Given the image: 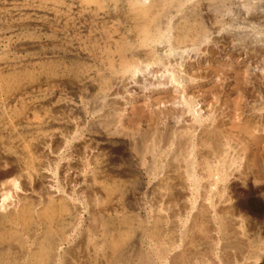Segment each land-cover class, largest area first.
Returning a JSON list of instances; mask_svg holds the SVG:
<instances>
[{
  "label": "rangeland",
  "instance_id": "obj_1",
  "mask_svg": "<svg viewBox=\"0 0 264 264\" xmlns=\"http://www.w3.org/2000/svg\"><path fill=\"white\" fill-rule=\"evenodd\" d=\"M181 1L180 7L169 3L165 10H159L156 0H151V9L157 14L160 24L170 27L169 35L167 40L144 46L136 30L139 20L131 0H110L104 3L105 8L97 11L96 3L84 9L73 6L70 0H1L0 172L4 171L3 162L6 159L10 166L5 171L15 167L19 172L15 174L16 177L22 179L32 159L39 164V152L34 148L39 143L37 139L40 135L47 134V141L55 138L53 142L60 136H66L69 144L59 153L74 155L71 157L73 168L70 167L77 175L78 189L83 190L75 196L79 206L76 223L67 213L58 214L53 220V235H62L58 247L62 259L54 264H109L104 255V242L111 245L120 241L123 242L121 250L127 264H173V256L183 251L188 260L181 264H264V251L257 252L259 245L240 256L236 249L225 246L226 240L214 230L212 223L207 227H191L193 215L201 206L209 209L208 215L212 219L216 207L229 220L232 211L228 207L232 204L250 205L248 199L238 200L234 196L225 201L223 198L227 197V192H223L226 193L223 197L220 186L214 194L213 184L219 178L218 170L221 168L226 171L228 167L226 172L230 174L229 178L233 176L231 171L234 169H245L253 184L264 183V0ZM73 7L76 8L75 12H71ZM88 16L89 19L86 18ZM185 25L188 26L186 32L189 35L181 41L179 36ZM201 31L205 36L198 35ZM157 56L163 58L165 64H171L170 69L176 70L187 98L192 100L190 103L192 108L195 107L194 112L203 114L202 125L216 122L219 148L214 149L211 138L206 144L198 142L202 135L199 126L189 129L184 145L179 144L182 134L174 133V128L170 126L181 116L178 118L180 125L191 123V114L183 110L180 101L182 92H176L167 77H161L163 66L155 64L153 60ZM122 60L140 65L137 78L119 71ZM151 63L154 64L151 68H145L146 64ZM149 70L151 72H146ZM157 81L167 84L164 88H154ZM145 85L152 86L145 88ZM112 88L118 89V98L128 99L120 122L116 121L118 116L109 104L114 97L110 95ZM104 96L107 98L103 101ZM91 105H94L93 109ZM132 106L141 108L138 119L133 115ZM40 107H45L46 115L39 111ZM50 110H60V113L48 123V117H53ZM35 111L40 112L43 124L35 118ZM183 111L184 114H177ZM93 113H96L95 116ZM4 119L7 123L3 122ZM82 122L84 124L78 130ZM103 122L110 124L104 128ZM98 126L103 129L99 130ZM120 129H124V136L113 134V130L116 132ZM10 133L13 135L9 139ZM48 133L55 135L50 137ZM24 137L27 139L25 143ZM255 137L260 138V143ZM87 138L93 140V145L86 150L89 153H82L83 145L79 143ZM76 139L78 143H75ZM109 142L112 143L111 148L103 151L97 149ZM26 146H29V150ZM150 146H154L155 156L147 152ZM47 151L46 159L49 162L43 163L42 160L46 159H42V168L47 170L48 180H53H49L53 187L63 186L64 175L60 168L64 163L60 159L62 154L58 156L55 146L48 147ZM86 153L90 154L89 157ZM142 156L146 157L144 161ZM77 157L82 161L79 158L77 161ZM87 158L91 160L87 161ZM176 159H180L178 163ZM188 159L194 162L197 185L187 180L183 173ZM153 160L156 170L151 174L147 166ZM252 160L255 166L247 169V163H252ZM52 170L58 176L55 177ZM4 176L0 174V205L7 196L4 201L7 208L5 210L0 206V216L13 210L16 198L13 197L16 190L3 184L7 180ZM83 182L86 184L83 185ZM258 202V206L251 204V212L254 213L249 212V215L260 221L257 224L260 228L252 223V218L243 224L240 221L229 222L232 233L239 238L244 231L248 236L252 235L249 237L253 240L255 234L257 236L258 231L263 229L264 202L260 199ZM161 214L167 216L163 221L159 219ZM239 222L243 227L236 225ZM26 228L5 220L0 229V239L4 240L0 244V264H28L31 255L36 253L44 227L38 228L32 237ZM65 230L68 233L65 234ZM164 246L168 251L159 260V249ZM2 248L8 249L6 254H2ZM242 256H247V260L251 256L254 259L251 257L249 262Z\"/></svg>",
  "mask_w": 264,
  "mask_h": 264
},
{
  "label": "bare ground",
  "instance_id": "obj_2",
  "mask_svg": "<svg viewBox=\"0 0 264 264\" xmlns=\"http://www.w3.org/2000/svg\"><path fill=\"white\" fill-rule=\"evenodd\" d=\"M71 2H72V5L74 6V5H77V8H84V9H86V8H88V6L87 5H90V4H92V3H96L97 5H98V7H96V11L97 10H99L100 8H105L104 6L110 1V0H82V2H78V1H76V0H70ZM68 2V1H67ZM104 3H106V4H104ZM131 3H132V5H133V0H131ZM169 3H171V4H176V6H181L182 5V1L181 0H156V2H155V4H156V7L160 10H165L166 9V7H167V5L169 4ZM0 4H1V0H0ZM13 4V3H12ZM78 4H79V6H78ZM114 4V3H113ZM113 4H112V6H113ZM93 6V5H92ZM108 6V5H107ZM112 6H109V7H112ZM58 7V6H57ZM62 8V7H61ZM63 9V8H62ZM71 9V8H70ZM74 10H76V8H74L73 7V10H71V12H75ZM110 10V9H109ZM114 11V10H113ZM112 11V12H113ZM123 11V10H122ZM137 11V10H136ZM116 12V11H115ZM127 12V11H126ZM105 13V12H104ZM51 14H53V13H51ZM72 14V13H71ZM106 14V13H105ZM120 14V13H119ZM123 15V14H122ZM125 15V14H124ZM157 14L154 12V11H152V9H150L149 11H147V12H145V11H137L136 12V18L139 20V23L137 24V27H136V30H137V32H139V35H140V42H141V44L142 45H144V46H150V45H155L156 43H158L159 41H161L162 42V40H167V37H168V32H169V29L168 28H170L169 26H165V25H162V23L160 24V20L158 19V17L156 16ZM189 15V14H188ZM75 16H76V14H75ZM74 16V17H75ZM85 16V15H84ZM87 16V15H86ZM82 17V16H81ZM64 18V17H63ZM86 18H88L89 19V16L88 17H86ZM111 18H113V17H111ZM129 18V17H128ZM8 19V18H7ZM80 19V18H79ZM100 19V18H99ZM122 20H125V19H122ZM121 20V21H122ZM169 20V19H168ZM163 21V20H162ZM166 21V20H165ZM164 22V21H163ZM169 23V22H168ZM167 23V24H168ZM79 24V23H78ZM98 26V25H97ZM171 26V25H170ZM85 27V26H84ZM82 28V27H81ZM102 28V27H101ZM123 29V28H122ZM130 29V28H129ZM188 30V26H184V28H183V33L179 36V40H181V41H183V40H185L187 37H188V33L186 32ZM128 32H130V31H128ZM132 33V32H131ZM98 34V33H97ZM96 34V35H97ZM105 34V33H104ZM126 34V33H125ZM128 34V33H127ZM198 35L200 36V37H202V36H205V34L201 31V32H199L198 33ZM103 37V36H102ZM207 37V36H206ZM200 39V38H199ZM198 46V45H197ZM136 48V47H135ZM134 48V49H135ZM194 49H196V48H194ZM207 49V48H206ZM190 50V49H189ZM195 51V50H194ZM173 52V51H172ZM185 52V51H184ZM200 53V52H199ZM140 54V53H139ZM146 56V55H145ZM160 56V55H159ZM180 56V55H179ZM147 57V56H146ZM136 58V57H135ZM141 58H142V56H141ZM148 58V57H147ZM155 58V57H154ZM153 58V60H155V64H158V65H162L163 66V68L162 69H164V71H163V73H162V75H161V77L163 78H165V77H167V79L169 80V83L171 84V86L173 87V89H175V91L176 92H182L181 94H180V96H181V100L180 101H182L181 102V104H182V107H183V110H186V111H188V113H189V115L191 114V119H190V122L191 123H189V124H187V125H183V124H181L180 125V121L178 120V118H182V116L181 117H178L177 119H175L176 120V122H175V124L172 126H170V127H172V128H174V133H176V132H179V133H181L182 134V136H180V141H179V144L181 145V146H183L184 145V139L186 138H188V130L189 129H191V128H195L196 126H199L200 128H201V132H202V135L201 136H199V138H198V142H200V144H206L207 143V141H208V139L209 138H211V139H213V142H214V144H215V147H214V149L215 148H219V146H220V144L218 143L219 141H218V127H217V124H216V122H215V124H214V122L212 123V124H210V125H206V124H204V125H202V123H204L203 122V114H201V113H199V112H194V110H193V108H195V107H191V98H187V96H186V92H184V90H185V87L182 85V81L180 80V77L179 76H177V72L175 73V71L174 70H172V69H170V66H172L171 64H165L164 62V60H163V58H160V57H158L157 56V58H155L154 59ZM215 59V58H214ZM140 60V59H139ZM145 60V59H144ZM143 60V61H144ZM141 61V60H140ZM148 61V60H147ZM164 61V62H163ZM139 63H142L143 64V62H139ZM151 65H152V63L151 64H146L145 65V68H147L148 69V67H150L151 68ZM154 65V64H153ZM152 65V66H153ZM143 67H144V65H143ZM184 67V66H183ZM174 69V68H173ZM186 69V68H185ZM141 70V68H140V65H136V64H134V63H130V62H128L127 60H122V63H121V65H120V67H119V71L120 72H122V73H124V74H129V76H131V78H133V79H135V77H136V74L137 73H140L139 71ZM146 70V69H145ZM153 70V69H152ZM182 71V70H181ZM146 72H151V70H149V71H146ZM142 73V72H141ZM183 73V72H182ZM149 74H151V73H149ZM139 75V74H138ZM137 78V77H136ZM166 79V78H165ZM71 80V79H70ZM115 80V79H114ZM113 80V81H114ZM161 81V80H160ZM45 82V81H44ZM69 82V81H68ZM164 82V81H163ZM163 82H159V81H157V82H154V83H157V84H155L153 87L154 88H161V86H162V88H164L166 85L165 84H167V83H163ZM70 83H72V81L70 82ZM14 84H15V82H14ZM76 83H74L73 84V86L75 85ZM116 84H117V82H116ZM70 85H72V84H70ZM69 85V86H70ZM78 85V84H77ZM165 85V86H164ZM81 86V85H80ZM79 86V87H80ZM108 86V85H107ZM152 85H145L144 87L146 88H150ZM164 86V87H163ZM121 87V86H120ZM32 88V87H31ZM71 88H73V87H71ZM74 89V88H73ZM72 89V90H73ZM79 89V88H78ZM77 89V90H78ZM109 89V88H108ZM24 90V89H23ZM72 90H71V92H72ZM75 90V89H74ZM73 90V91H74ZM118 89H116L115 90V88H112L110 91L112 92L110 95L111 96H114V97H112L110 100V102H109V104H111V106L113 107V109H114V111H113V113H115V115H117L118 116V118H117V122H120L121 121V116L123 115V113H125L124 112V108H125V105H127L128 104V102H126V101H128V99H123V100H121V98H118V93L116 92ZM143 90V89H142ZM107 91H109V90H107ZM154 91V89H152L151 88V92H153ZM187 91V90H186ZM77 92H79V91H77ZM175 92V93H176ZM80 93V92H79ZM120 93V92H119ZM81 94V93H80ZM75 96H76V93H75ZM110 96V97H111ZM105 97V96H104ZM107 97H105V98H103V101H104V99H106ZM135 98V97H134ZM180 98V97H179ZM96 99V98H95ZM102 99V98H101ZM132 99V98H131ZM156 100V99H155ZM97 101V100H96ZM125 101V102H124ZM176 101V100H175ZM41 102V101H40ZM7 103V102H6ZM12 103V102H11ZM47 103H49V102H46V104ZM104 103V102H103ZM107 103V102H106ZM10 104V103H9ZM44 104V103H43ZM105 104V103H104ZM108 104V105H109ZM3 105V104H2ZM105 105H107V104H105ZM64 106V105H63ZM94 105H91V108L93 107ZM195 106V105H194ZM1 107V106H0ZM30 107V106H29ZM176 107H178L177 105H176ZM5 108H6V106H5ZM89 109H90V105H89V107H88ZM97 108V107H96ZM132 108V112H133V115L135 116V117H137V119H138V117H140V115H141V113L142 112H140V109L141 108H137V107H134V106H132L131 107ZM197 108V107H196ZM93 109V108H92ZM91 109V110H92ZM99 109V108H98ZM112 109V110H113ZM55 110V109H54ZM54 110H50L51 111V113H52V115H53V117L52 116H50V117H48V119H47V121L46 122H48L49 123V121L50 120H52V119H54V115H59V113H60V110H56V111H54ZM96 110V109H95ZM161 110V109H160ZM39 111H43V112H45L44 114L46 115V112H47V110L45 109V107H40L39 108ZM99 112L101 111V109H99L98 110ZM179 111V110H178ZM177 111V112H178ZM185 111V112H186ZM26 112V111H25ZM78 112V111H77ZM84 112V111H83ZM95 112H97V110L95 111ZM191 112V113H190ZM42 113V112H41ZM62 113V112H61ZM63 113H64V111H63ZM67 113V112H66ZM65 113V114H66ZM71 113V112H70ZM162 114L163 113H165V112H161ZM175 113V112H174ZM74 114V113H73ZM72 114V115H73ZM96 114V113H95ZM95 114L93 113V115L95 116ZM97 114H98V112H97ZM109 114V113H108ZM177 114H179V116H180V114H184V111L183 112H179V113H177ZM51 115V114H50ZM188 115V114H187ZM6 116V115H5ZM71 116V115H70ZM103 116V115H102ZM176 116V115H175ZM7 117V116H6ZM12 117V116H11ZM33 117H34V115H33ZM40 117H41V114H40V112H38V111H35V118L40 122V124H43V122H41V119H40ZM74 116H72L71 117V120H73L72 118H73ZM76 117V116H75ZM81 117V116H80ZM83 117V116H82ZM100 117V116H99ZM187 117V116H186ZM8 118V117H7ZM67 118H69V116L67 117ZM79 118V117H78ZM184 119H185V117H184ZM76 120V119H75ZM134 120V119H133ZM0 121H2V120H0ZM10 121V120H9ZM31 121H33V120H31ZM84 121V120H83ZM98 121H99V119H98ZM102 121V120H101ZM104 121V120H103ZM112 121V120H111ZM209 121V120H208ZM211 121V120H210ZM217 121V120H216ZM4 123H7V122H5V119H4V121H3ZM21 122H23V121H21ZM94 122H97V121H94ZM51 123V122H50ZM99 123V122H98ZM182 123V122H181ZM12 124V123H11ZM82 124H84V122H82V123H79V125H78V130L80 129V128H82V127H79V126H81ZM109 124L110 123H108V122H103L102 123V125H103V127L104 128H106V127H108L109 126ZM207 124H208V122H207ZM3 125V124H2ZM10 125V124H9ZM23 125V124H22ZM32 125H33V123H32ZM54 125V124H53ZM69 125V124H68ZM68 125H67V127H68ZM89 125H90V123L88 124V127H89ZM94 125H95V123H94ZM96 125H97V123H96ZM34 126V125H33ZM59 126V125H58ZM72 126V125H71ZM91 126H93V125H91ZM1 127V126H0ZM23 127V126H22ZM43 127H45V126H43ZM48 127V126H47ZM49 127H51L50 125H49ZM77 127V126H76ZM85 127V126H84ZM24 128V127H23ZM66 128V127H65ZM98 128H99V126H98ZM102 128V127H101ZM101 128H99V130L101 129ZM121 128V127H120ZM3 129V128H2ZM25 129V128H24ZM28 129V128H27ZM85 129V128H84ZM93 129V128H92ZM96 129V128H95ZM103 129V128H102ZM117 129V128H116ZM122 129V128H121ZM116 130V132H114V130H113V134L114 135H119V136H124V134H122V133H124L123 132V130ZM11 130V129H10ZM14 130H17V129H14ZM19 130V129H18ZM17 130V131H18ZM31 130V129H30ZM59 130V129H58ZM108 130V129H107ZM106 130V131H107ZM63 131H66V130H63ZM70 131V130H69ZM72 131H73V129H72ZM86 131H87V129H86ZM98 131V130H97ZM105 131V132H106ZM74 132V131H73ZM82 132V131H81ZM89 132V131H88ZM103 132V131H102ZM56 133V132H55ZM66 133H68V132H66ZM93 133V132H92ZM91 133V134H92ZM168 133V132H167ZM190 133V132H189ZM49 134V133H48ZM69 134V133H68ZM85 134V133H84ZM86 134H87V132H86ZM94 134V133H93ZM184 134V135H183ZM11 135H13V134H11L10 133V135H9V139L11 138ZM50 135V137H53V136H51L52 134H49ZM95 135V134H94ZM100 135V134H99ZM98 135V136H99ZM113 135V136H114ZM56 136H58L57 134H56ZM65 136V135H64ZM82 136V135H81ZM48 136H47V134L46 135H44V134H42V135H40V137L37 139L38 140V144L35 146V148H34V150L36 151V152H39L38 153V159H40L39 160V167H40V169H39V167H38V165H37V160H35V159H32V161H30V163H29V166L27 167L29 170L26 172V174L24 175V176H22L23 178L22 179H19V178H17L16 177V175L15 174H18L19 172L17 171V169H15V167L14 168H12V170L11 169H6V171H5V168L6 167H9L10 166V162H9V160H6L5 159V161L3 162L4 163V171L3 172H0V174H3V175H5L4 177H6V181H5V183H3V184H5V185H7V187H9V188H13V189H15L16 191H15V194H14V196L13 197H16L15 198V200H14V204H13V210H11L10 212H9V214L7 213V215H5V216H0V229L2 230V227H3V225H4V223H5V220L6 221H8V222H12V223H18V224H21L22 225V227H26L27 226V228L29 229V231L32 233V235L30 236V237H32V236H34L35 234H36V231L38 230V228H40V227H44V232H43V235H42V238H40L41 239V244H40V246L37 248V251H36V253H33L32 255H31V257L29 258V260H28V264H54V262L55 261H60L61 259H62V257L59 255V252H58V247L60 246V241H62V235H57V236H54L53 235V220H54V218L58 215V214H65V213H67L70 217H71V220L72 221H74V223H76V220H77V215H78V212H79V206H78V203L76 202V195H77V193L79 192V191H81V190H79L78 189V178H77V175H75V170H73L72 168V166H71V157H73L74 155L72 154V153H70L69 154V152H67V153H65V152H63V153H61L62 154V158L60 157V159H63V161H64V163H62V162H60V163H62V164H64V165H62L61 164V169H62V172H63V175H64V179H63V181H64V185L63 186H60V187H53L51 184H53V183H50V181H53V180H51V179H49L48 180V178H50L49 177V175L46 173L47 172V170L46 171H44L43 170V166H44V164H42V162L43 161H45L46 163H48L49 162V159L47 160L46 158H47V148L49 147L50 148V146L51 147H53V146H55V152H57L58 153V156H59V152H60V149L61 148H63L64 147V149L66 148V146H67V143H68V140L66 139V136H65V138H63V137H59V138H57V140L55 141V142H53L52 141V139H55V138H52L50 141H47V138ZM67 137H68V135H67ZM100 137V136H99ZM115 137V136H114ZM177 137V136H176ZM254 137V136H253ZM257 137V136H256ZM255 137V138H256ZM90 138V137H89ZM104 138V137H103ZM119 138V137H118ZM82 139H83V137H82ZM81 139V140H82ZM98 139V138H97ZM101 139V138H100ZM107 139V138H106ZM178 140V139H177ZM256 140H257V142L258 143H260V138L258 137V138H256ZM76 141H77V139H76ZM114 141H116V140H114ZM122 141V140H121ZM6 142H7V140H6ZM25 142H27V139L24 137V143ZM79 141H77V142H75V143H78ZM81 142V141H80ZM97 142V141H96ZM118 142H119V140H118ZM100 143V142H99ZM102 143H105V142H102ZM107 143V142H106ZM27 144V143H26ZM43 144H44V147H43ZM54 144V145H53ZM69 144V143H68ZM80 145H83V147H81V150H82V153H83V151H85V152H88V151H86L88 148H90L91 149V145H93V140H91V139H85L84 141L82 140V142L81 143H79ZM110 144H112L111 142H109L107 145H105L104 144V146L105 147H99V148H97V149H102V151L103 150H106V149H108V148H111V145ZM123 144V143H122ZM5 145H6V143H5ZM20 145V144H19ZM98 145V144H97ZM100 145V144H99ZM1 146V145H0ZM29 146H30V144H29ZM29 146H26L27 147V149L29 150ZM117 146V145H116ZM224 146V145H223ZM98 147V146H97ZM72 148V147H71ZM84 148H85V150H84ZM206 148V147H205ZM73 149V148H72ZM32 151V150H31ZM31 151H29L28 153L30 154L31 153ZM52 151H54V150H52ZM72 151V150H71ZM91 151V150H90ZM94 151V150H93ZM108 151V150H107ZM107 151H105V152H107ZM115 151V150H114ZM154 151H155V149H154V146H150L149 148H147V152L148 153H151V155L152 156H155V153H154ZM62 152V151H61ZM73 152V151H72ZM101 152V151H100ZM53 153V152H52ZM89 153V152H88ZM93 153V152H92ZM91 153V154H92ZM96 153H99V151H97ZM256 153V152H255ZM60 154V155H61ZM76 154V153H75ZM87 154V153H86ZM100 154H102V153H100ZM99 154V155H100ZM37 155V154H36ZM83 155V154H82ZM88 155V154H87ZM90 155V154H89ZM89 155H88V157H89ZM103 155V154H102ZM92 157L94 156V154L93 155H91ZM98 156V155H97ZM158 156V155H157ZM4 157V156H3ZM48 157H49V155H48ZM82 157H84V156H82ZM57 158V157H56ZM78 158L79 157H77V158H75L77 161H78ZM84 158H86V157H84ZM110 158V157H109ZM145 156H142V160L144 161L145 160ZM178 158V157H177ZM253 158H254V156H253ZM20 159V158H19ZM42 159H46V160H42ZM59 159V160H60ZM72 159H74V158H72ZM103 159V158H102ZM111 159V158H110ZM114 159V158H113ZM187 159V158H186ZM41 160H42V162H41ZM51 160V159H50ZM54 160V159H53ZM57 160V159H56ZM79 160H81L80 158H79ZM89 160H91V159H88L87 158V161H89ZM180 159H176V162L177 161H179ZM254 160V159H253ZM252 160V163L251 162H249V163H247V169H250V168H252L253 166H255V163H254V161ZM48 161V162H47ZM73 161V160H72ZM76 161V162H77ZM82 161V160H81ZM84 161V160H83ZM105 161V160H104ZM241 161V160H240ZM92 162H94V161H92ZM111 162H113V161H111ZM173 162V159H172V161H171V163ZM12 163V162H11ZM44 163V162H43ZM74 163V162H73ZM178 163V162H177ZM181 163V162H180ZM83 164V163H82ZM226 164V163H225ZM232 165L234 164V163H231ZM54 165V164H53ZM55 165H56V161H55ZM60 165V164H59ZM77 165V164H76ZM99 165V164H98ZM106 165V164H105ZM108 165V164H107ZM155 160H153V162H152V164L151 165H149V166H147V169H148V171L149 172H151V174H154L155 173V170H156V168H155ZM177 165V164H176ZM206 165H208V164H206ZM224 165V164H223ZM229 165V164H228ZM227 165V166H228ZM48 165H46V167H47ZM57 166H58V164H57ZM72 168H71V167ZM184 166V165H183ZM222 166V165H221ZM225 166V165H224ZM59 167V166H58ZM57 167V168H58ZM83 167V166H82ZM223 167V166H222ZM235 167V166H234ZM102 168V167H101ZM228 168V167H227ZM227 168H226V171H227ZM233 168V167H232ZM245 168V167H244ZM44 169H45V167H44ZM59 169V168H58ZM61 169H59L60 171H61ZM230 169V168H229ZM229 169H228V171H229ZM253 169V168H252ZM2 170V169H1ZM92 170V169H91ZM196 170V169H195ZM217 170H218V168H217ZM245 170V169H244ZM244 170H240V169H234L233 171H231L232 173V177H233V180H230V179H232V177H230L229 178V175L230 174H228L223 168H221L220 170H218V171H220V174H219V178L217 177V180L214 182V184L213 185H215V192H214V194L216 193V191H218L219 190V186H220V188L222 189V196L223 197H225V194L226 193H223L224 191L225 192H227V194H226V198H223L224 200L226 199V200H228L229 199V197L230 196H234L236 199H240V198H246V199H248V201H249V204L250 205H244V204H241V203H234V204H232L230 207H228V210L230 211H232V215H230L229 214V216L230 217H228L229 218V220L227 219V218H225L223 215H222V210L221 209H219V208H216L215 207V210H214V212H215V214H214V217H213V219L211 218V217H209V215H208V212H209V209L208 208H206V207H204V206H201L202 208H200L199 210H198V212L196 213V214H194L193 216V219L191 220L192 222V224H191V227L192 228H194V227H197L198 225H201V226H203V225H205L206 227L208 226V224L209 223H212L213 224V226H214V230H217V232H218V234H220L221 235V237L224 239V240H226V247H230V248H234V249H236L238 252H239V254H240V256L241 255H246V253L245 252H248L249 251V249H252L253 248V246H255V245H259L260 247L258 248V250H257V252L258 251H264V227H261V228H263L262 230H259V229H256V230H259L258 231V235L256 236V234H255V238L253 239V240H251L250 239V237L252 236H248L247 234L248 233H246L245 234V232L244 231H242V233H241V231H239L238 233L241 235H239L241 238H239L238 236H236L234 233H232V229L233 228H230V223L231 222H234V221H236V222H238V221H240L242 224L243 223H245L244 221H248V220H250L251 218V220H252V223L253 224H256V227H258L257 226V224L258 223H260V221H258V220H255L254 219V217H251L250 215H249V212H251L252 211V207H251V204L252 205H257L258 206V204H259V202H258V200L260 199L261 200V202L263 201L264 202V183H261V184H253L251 181H250V176L246 173V171H244ZM51 171V170H50ZM53 171V170H52ZM58 171V170H57ZM85 171V170H84ZM99 171V170H98ZM81 172V171H80ZM194 162L191 160V159H188V160H186V162H185V170H183V173H184V175H185V177L187 178V180H189V181H192L193 183H195L196 185H197V177L195 176V174H194ZM48 173H49V171H48ZM52 173H54V171L52 172ZM55 173H56V171H55ZM54 173V174H55ZM58 173H59V171H58ZM91 173V172H90ZM92 173H94V172H92ZM91 173V174H92ZM219 173V172H218ZM77 174V173H76ZM79 174H82V173H79ZM79 174H78V176H79ZM90 174V175H91ZM22 175V174H21ZM56 175L58 176V174H55V177H56ZM90 175H88V176H90ZM52 176V175H51ZM81 176V175H80ZM99 175L97 174V178H99L98 177ZM13 177V178H12ZM53 177V176H52ZM87 177V176H86ZM59 178H61V177H59ZM81 178V177H80ZM4 179V178H3ZM62 179V178H61ZM60 179V180H61ZM82 179V178H81ZM84 179V178H83ZM56 180V179H55ZM54 180V181H55ZM87 180H88V178H87ZM86 180V181H87ZM83 181V180H82ZM85 181V182H86ZM101 182V181H100ZM55 183H57L56 181H55ZM84 183V182H83ZM94 183V182H93ZM61 184V183H60ZM63 184V183H62ZM80 184H81V182H80ZM86 183H84L83 185H85ZM89 184V183H88ZM4 185V186H5ZM89 185H91V183L89 184ZM89 185L87 186V188L89 187ZM205 185V184H204ZM171 186V185H170ZM83 187V186H82ZM81 187V188H82ZM92 187V186H91ZM90 187V188H91ZM99 187V186H98ZM101 187V186H100ZM103 187V186H102ZM204 188H205V186H203ZM89 188V189H90ZM93 188V187H92ZM94 188H96L95 186H94ZM104 188V187H103ZM8 189V188H7ZM85 190V189H84ZM83 191V190H82ZM81 191V192H82ZM87 191V190H86ZM10 192V191H9ZM90 192V191H89ZM212 192H213V190H212ZM12 193H14V192H12ZM11 193V194H12ZM86 193V192H85ZM85 193H83V194H85ZM94 193H96V192H94ZM99 193V192H98ZM187 193H188V191H187ZM186 193V194H187ZM207 193V192H206ZM218 193V192H217ZM221 193V192H220ZM80 194H82V193H80ZM97 194V193H96ZM102 194V193H101ZM179 194V193H178ZM196 194V193H195ZM219 194V193H218ZM87 195H90V193L89 194H87ZM3 196H4V193H3ZM2 196V197H3ZM10 196V195H9ZM95 196V195H94ZM79 197H81V196H79ZM89 198H92V197H89ZM4 200H3V204L2 205H0L1 206V208L2 209H5L6 210V205H4V201H6V199H7V196H4V198H3ZM8 199H9V197H8ZM80 200V199H79ZM78 200V201H79ZM83 199H81V201H82ZM94 200V199H93ZM223 200V201H224ZM225 200V201H226ZM220 201H221V199H220ZM83 202V201H82ZM93 202V201H92ZM189 202V201H188ZM239 202V201H238ZM108 203V202H107ZM215 203V202H214ZM83 204H88V203H83ZM101 205V204H100ZM163 205V204H162ZM111 206V205H110ZM114 207V206H113ZM212 207V206H211ZM214 207V206H213ZM170 208V207H169ZM172 208V207H171ZM110 209H111V207H110ZM162 209V208H161ZM176 210H177V208H176ZM184 210V209H183ZM112 211H113V209H112ZM114 211H117V210H115L114 209ZM174 211V210H173ZM179 212V211H178ZM182 212V211H181ZM174 213V212H173ZM210 213V212H209ZM212 213V212H211ZM251 213H254V212H251ZM165 215H167V214H165ZM191 216V215H190ZM167 218V216L166 217H164L162 214L161 215H159V219H160V221H163L164 219H166ZM104 219V218H103ZM168 220V219H167ZM130 221V220H129ZM230 222V223H229ZM237 223L236 225H238V224H240L242 227H243V225L241 224V223ZM98 224V223H97ZM212 224L210 225V226H212ZM235 224V223H234ZM72 225H73V227L75 228V226H74V224L72 223ZM72 225H71V227H72ZM259 225V224H258ZM233 226V225H232ZM18 227V226H17ZM71 227H69V228H71ZM73 227H72V229H73ZM110 227V226H109ZM252 227V226H251ZM255 227V228H256ZM26 228V229H27ZM198 228H199V226H198ZM213 228V227H212ZM258 228H260V227H258ZM190 229V228H189ZM69 230V229H68ZM68 230H65V231H67V232H65V234L66 233H68ZM75 230V229H74ZM237 230H238V227H237ZM239 230H241V229H239ZM70 231V230H69ZM213 231V230H212ZM236 231V230H235ZM70 233V232H69ZM105 233V232H104ZM187 234V233H186ZM213 234V233H212ZM110 235V234H109ZM204 235V234H203ZM64 236V235H63ZM36 237V236H35ZM215 237V236H214ZM21 238V237H20ZM70 238V237H69ZM239 239H242V241H244V242H246V243H244V244H242V241H240ZM114 240V239H113ZM4 240H2V238L0 239V244L3 242ZM23 241V240H22ZM102 241V240H101ZM21 242V241H20ZM104 244L106 245V251H105V253H104V255H105V257H106V259H107V261H109V264H127L128 262H126V258L124 257V255H123V252H122V245H123V242H119V243H115V244H109L108 245V243L107 242H104ZM3 247V246H2ZM228 250H229V248H227ZM7 250L8 249H5V248H2V254H6V252H7ZM100 250V249H99ZM65 251V250H64ZM167 249L165 248V246L163 247V248H160L159 249V253H158V255H157V257H158V259L159 260H161V259H163V257L166 255V253H167ZM256 252V253H257ZM251 253V252H250ZM101 254V253H100ZM170 254V253H169ZM168 255V254H167ZM261 255V254H260ZM240 256H239V258H240ZM249 256V255H248ZM100 257H102V256H100ZM167 257V256H166ZM171 257H172V255H171ZM170 257V258H171ZM222 257V256H221ZM237 257V256H236ZM235 257V258H236ZM245 258L246 259V257L247 256H242V258ZM252 257V256H251ZM250 257V258H251ZM255 258L257 257V256H254ZM261 257V256H260ZM238 258V257H237ZM249 258V259H250ZM253 258V257H252ZM99 259V258H98ZM101 259H103V258H101ZM247 260V261H249L250 262V260ZM254 259V258H253ZM104 260V259H103ZM186 260H188V258L186 257V255H185V253H184V251L183 252H178V253H176L174 256H173V264H181L182 262H186ZM233 260V259H232ZM235 260V259H234ZM238 260V259H237ZM241 260V259H240ZM240 260H238V261H240ZM259 260V259H258ZM257 260V261H258ZM102 261V260H101ZM100 261V262H101ZM256 261V260H255ZM256 261V262H257ZM98 262V261H97ZM172 262V261H171ZM248 262V263H249ZM253 262V261H252ZM164 263V262H163ZM165 263H166V261H165ZM194 263V262H193ZM240 263H242V261L240 262ZM254 263V262H253ZM103 264V263H102ZM149 264H151V263H149ZM168 264H171V263H168ZM186 264V263H185ZM189 264V263H188ZM232 264V263H231ZM243 264V263H242ZM252 264V263H251Z\"/></svg>",
  "mask_w": 264,
  "mask_h": 264
},
{
  "label": "clouds",
  "instance_id": "obj_3",
  "mask_svg": "<svg viewBox=\"0 0 264 264\" xmlns=\"http://www.w3.org/2000/svg\"><path fill=\"white\" fill-rule=\"evenodd\" d=\"M133 7L137 11H149L152 7L151 0H133Z\"/></svg>",
  "mask_w": 264,
  "mask_h": 264
}]
</instances>
